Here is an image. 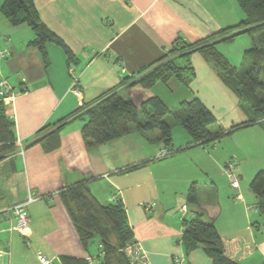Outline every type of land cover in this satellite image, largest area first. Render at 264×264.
<instances>
[{"label": "crops", "instance_id": "crops-1", "mask_svg": "<svg viewBox=\"0 0 264 264\" xmlns=\"http://www.w3.org/2000/svg\"><path fill=\"white\" fill-rule=\"evenodd\" d=\"M4 1L0 51L10 55L0 56V83L6 81L16 95L7 110L16 146L0 155L2 262L39 264L38 254L51 264H62L66 257L88 260L91 255L60 193L85 182L104 206L120 194L128 223L152 264H176V258L185 264H212L202 248L187 252L183 244L184 222L198 215L215 223L228 259L264 264V217L250 189L254 172L264 165L257 163L261 167L255 169L248 163L254 146L248 142L264 149V123L245 125L251 115L200 53L189 59L193 71L188 84L176 78L149 89L135 84L139 73L167 55L177 41L215 42L227 35L221 32L244 20L237 0H33L40 20L63 41L71 58L54 43L46 44L44 57L31 45L35 32L28 25L14 27L4 17ZM235 39L243 40L246 51L253 48L249 35ZM74 80L81 97L72 90ZM113 91L138 106L157 97L169 109L199 99L216 119L214 136L245 126L197 146L184 128L178 134L172 131L175 153L163 159H156L164 146L158 131L134 128L114 142L88 147L85 111ZM73 114L77 117L58 129ZM233 158L241 181L238 191L224 171ZM193 186L196 203L191 204ZM239 194L241 201L236 199ZM30 196L39 199L27 205L26 235L7 210ZM184 206L187 211L182 213ZM92 253L97 256V247Z\"/></svg>", "mask_w": 264, "mask_h": 264}, {"label": "trees", "instance_id": "trees-1", "mask_svg": "<svg viewBox=\"0 0 264 264\" xmlns=\"http://www.w3.org/2000/svg\"><path fill=\"white\" fill-rule=\"evenodd\" d=\"M237 2L245 17L239 25L221 32L222 35H227L215 42L203 40L189 44L177 41L167 55L139 73L135 84L139 83L149 89L157 82L167 84L173 78L188 84L193 71L189 59L193 54L200 53L214 65L222 82L239 99L241 108L251 115V120L245 125L264 123V0ZM1 11L12 26L28 25L35 32L36 40L31 45L38 48L44 57L46 44L54 43L64 48L71 58V52L63 41L40 20L33 0H5ZM239 29V32L232 33ZM243 34L251 37L253 48L245 52V67L240 68L219 52L217 45L230 43ZM185 59L188 64L182 66L181 62ZM127 80L131 78H126L125 81ZM7 110L8 105L0 99V155L12 151L16 146L14 122ZM85 113L89 120L83 128V137L91 148L114 142L136 128L144 132L158 131L163 147L173 150L172 123L167 121L168 116L182 125L194 142L192 146L217 141L245 126H235L214 136L211 127L216 119L199 99L183 102L176 109H169L157 97L138 106L116 91L104 95L90 105ZM140 113L143 115L142 119ZM76 117L77 114H73L61 120L58 129ZM250 189L255 194L257 208L264 217V171L257 173L251 181ZM60 193L85 251L97 259L94 264H129L124 250L132 242L134 233L123 204L111 202L108 206L102 205L85 182L65 188ZM188 201L196 203L194 186L189 192ZM183 244L187 252L202 248L212 264H239L225 256L222 238L215 223L205 221L202 215L184 222ZM95 246L98 253L97 256H92ZM61 262L90 264L87 260L72 257L62 258Z\"/></svg>", "mask_w": 264, "mask_h": 264}, {"label": "built area", "instance_id": "built-area-1", "mask_svg": "<svg viewBox=\"0 0 264 264\" xmlns=\"http://www.w3.org/2000/svg\"><path fill=\"white\" fill-rule=\"evenodd\" d=\"M10 54L6 51H0V56L2 58L8 57ZM0 97L1 100L6 104L9 105L15 98L14 90L11 88V86L6 82L2 81L0 83ZM72 90L75 93L77 97L82 96V92L80 88L78 87V83L76 80L72 83ZM175 152L171 149H168L166 147H162L158 150L156 154V159H163L167 158L171 155H173ZM224 171L227 174L231 187L235 190H240V178L237 174V160L231 159L228 161V163L224 167ZM121 193V192H120ZM39 198L35 196H30L26 203L15 205L11 208H9L7 211L11 212L17 219V227L19 230L24 232L26 235H30V218L27 212V205L30 203H33L37 201ZM237 201L242 200V195L239 194L236 197ZM113 202H122L120 194H117L113 197ZM124 206V205H123ZM187 211V206H184L182 208V213H185ZM129 264H152L149 258L148 253L143 249L139 241L135 238H133L132 242L127 245V247L124 250ZM3 258V252L0 251V264H4L2 262ZM39 264H51V261L48 260L44 255L38 254L37 256ZM90 264L96 263L97 259L95 257H90L88 260ZM176 264H185L184 261H181L180 259H175Z\"/></svg>", "mask_w": 264, "mask_h": 264}, {"label": "rangeland", "instance_id": "rangeland-1", "mask_svg": "<svg viewBox=\"0 0 264 264\" xmlns=\"http://www.w3.org/2000/svg\"><path fill=\"white\" fill-rule=\"evenodd\" d=\"M234 40H235L234 42L223 43V44L217 45V49L223 55L228 57L234 65L239 66L240 68H244L245 67L244 58H245L246 49L244 48L243 40L242 41L239 39H234ZM142 118H143V115L142 113H140V119ZM167 121H170L172 123V131H175L177 134L180 132L179 129H183L182 125H180L178 122H175L170 116H168ZM248 146H253L250 149V158L252 162H248V163H250V165H252L253 167L255 166V169H256V165L257 167H261L258 164L264 165V149H262V146H258L257 143L250 144L249 142H248ZM259 171H264V168H261L257 172H254L255 174L253 176V179Z\"/></svg>", "mask_w": 264, "mask_h": 264}]
</instances>
